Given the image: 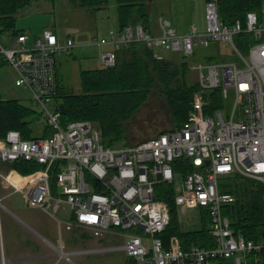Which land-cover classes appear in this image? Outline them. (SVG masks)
<instances>
[{"label":"built area","instance_id":"1","mask_svg":"<svg viewBox=\"0 0 264 264\" xmlns=\"http://www.w3.org/2000/svg\"><path fill=\"white\" fill-rule=\"evenodd\" d=\"M161 28L158 35L141 24L127 25L111 29L108 38L94 39L101 65H115L117 50L135 41L186 59L196 55V46L225 44L237 59L190 63L199 73L200 90L194 94L188 119L178 128L118 147L106 145L101 129L90 120L62 124L56 104V54L71 52L73 37L61 40L55 31L45 29L32 43L26 32L11 37L9 46L0 38V66L8 64L15 70L16 85L30 91L37 109L35 123L51 130L47 137L23 138L19 130L10 129L0 137V161L11 164L23 159L40 165L26 174L15 169L13 179L0 176L15 192L23 193L29 207L55 218L61 234L63 229H82L98 238L106 233L125 237L122 247L134 262L219 264L220 259H232L234 264H249L250 255L263 252L264 239L255 241L235 232L223 208L236 196L222 191L220 183L238 175L264 184V0L259 11L250 10L244 20L231 24L220 17L218 0H207L205 30L191 24L187 33L180 34L169 19L161 20ZM239 35L242 46L236 40ZM104 45L112 48L103 49ZM215 89L221 90L222 98L234 92L229 118L222 107L205 112L210 103L206 90ZM239 105L244 118L235 119ZM177 159H188L194 170L177 171ZM162 183L174 185L179 210L209 212L215 246L185 250L178 236L165 245L160 234L171 222V211L168 202L158 197L157 186ZM58 213L66 217L58 218ZM51 245L73 264H77L74 255L88 252Z\"/></svg>","mask_w":264,"mask_h":264},{"label":"rangeland","instance_id":"2","mask_svg":"<svg viewBox=\"0 0 264 264\" xmlns=\"http://www.w3.org/2000/svg\"><path fill=\"white\" fill-rule=\"evenodd\" d=\"M206 1L151 0L149 2L151 30L154 34H162V19H169L173 28L180 34L187 33L191 24L197 25L200 31L205 30ZM117 6V0H109L107 6L93 11L88 7L76 5L71 0H38L18 13L16 28L29 34V43H32L45 29L55 31L61 40L69 36L74 38L75 44L71 52L57 53L56 61L61 84L67 89L79 92L81 90V70L102 66L100 48L93 42L94 39L108 38L111 29L119 30ZM11 34L7 32L1 36L7 46L10 45ZM102 48L111 49L112 46L104 45ZM155 52L160 58L173 55L161 47H157ZM173 58L177 64L185 60L180 56L179 58L173 56ZM231 58L237 59L235 53L225 44L217 46L214 43L209 47L196 46V55L189 57V61L191 64L228 62ZM15 78L16 72L11 66L8 64L0 66L2 96L16 98L25 106L37 111L30 91L23 86L16 85ZM186 78L189 84H196L199 82V73L190 65ZM211 91L206 90L207 96ZM234 105L235 95L233 90H230L229 97L222 98V111L226 118L232 114ZM234 117L235 119L244 118L241 105L237 108ZM173 125V116L167 98L163 93V87L158 83L145 103L125 123L126 136L114 141L112 146L118 147L128 141L135 143L154 137L164 130L171 129ZM14 170L9 163L0 161V173L6 174L9 179L15 177ZM178 180L181 181V178L178 177ZM223 181L228 183L230 180H221ZM0 201L2 203L0 208V264L7 262L9 264H14V262L15 264L16 262L20 264H70L63 258L62 251L50 249L45 239L59 247L63 243L64 250L86 247L102 248L99 251L75 256L74 261L77 264H132L122 247L125 237L106 233L98 238L82 229L72 231L63 229L60 234L55 218L41 208L29 207L23 193L15 192L12 184L1 176ZM178 213L183 230H195L202 226L198 209H180ZM56 216L61 219L66 217L60 213ZM67 216H70V212ZM111 246H116V248L112 250ZM135 264L141 263L136 262Z\"/></svg>","mask_w":264,"mask_h":264},{"label":"trees","instance_id":"3","mask_svg":"<svg viewBox=\"0 0 264 264\" xmlns=\"http://www.w3.org/2000/svg\"><path fill=\"white\" fill-rule=\"evenodd\" d=\"M38 0H0V38L5 33L11 37L24 33L16 28L18 13ZM72 3L88 7L93 11L104 8L109 0H71ZM151 0H117V18L119 29L127 25H143L151 30L149 2ZM220 17L227 24L240 18L244 20L250 10H260L261 0H218ZM10 37V38H11ZM2 39V38H1ZM10 40V39H9ZM242 46V35L236 37ZM4 41V39H3ZM246 51L244 47H241ZM156 48H150L145 42L135 41L121 46L117 50V61L113 66H101L82 69L80 72L81 90L75 92L61 84L58 69L57 108L61 111L63 125L87 119L95 123L103 133V141L112 146L113 142L126 136L125 123L145 103L153 89L159 83L167 98L172 116L173 127H180L189 116L194 94L200 90L199 82L189 84L186 73L190 61L178 53L172 57H159ZM179 56L180 64L174 60ZM206 113L222 107L221 90H212ZM37 111L25 106L16 98H4L0 91V137L10 129H17L23 138L47 137L49 127L41 128L36 123ZM37 126V127H36ZM168 130V129H167ZM166 131V130H164ZM134 143V142H127ZM22 174L30 173L40 167L35 161L16 160L10 164ZM177 171L186 174L194 170L188 159H177L174 163ZM230 180L220 183L222 191L235 194L236 201L224 206V213L232 220L236 233L248 239H264V184L260 181L232 175ZM158 197L168 202L171 222L160 234L165 245H169L172 236H178L183 249L192 246L212 247L216 242L210 234L211 217L206 209L200 210L202 226L195 230H183L179 220V209L175 201V188L172 184L162 183L157 186ZM132 264H135L133 260ZM221 264H234L232 259H220ZM249 264H264V250L260 254L249 256Z\"/></svg>","mask_w":264,"mask_h":264},{"label":"crops","instance_id":"4","mask_svg":"<svg viewBox=\"0 0 264 264\" xmlns=\"http://www.w3.org/2000/svg\"><path fill=\"white\" fill-rule=\"evenodd\" d=\"M152 31V30H151ZM153 32V31H152ZM157 34V33H156ZM69 37H72V36H69ZM1 208V207H0ZM14 214V213H13ZM28 228H30V226L28 225V224H26L24 221H22ZM0 225H1V222H0ZM1 227V226H0ZM59 227V226H58ZM60 231V230H59ZM86 232H88V231H86ZM89 233V232H88ZM61 234V233H60ZM90 234V233H89ZM91 236V235H90ZM93 236V235H92ZM1 237H2V230H1ZM101 238V237H100ZM2 241H3V239H1ZM45 241H46V244L48 245V247L50 248V249H52V250H57L55 247H53L52 245H51V241H49L48 239H45ZM61 241H62V239H61ZM51 242V243H50ZM54 244V243H53ZM56 245V244H55ZM57 246V245H56ZM61 246H63V243H61ZM2 247H3V242H2ZM57 247H59V246H57ZM112 247V246H111ZM110 247V248H111ZM102 248H95V247H86V248H82V249H68V251H79V250H88V252L87 253H82V254H76V255H74V257L75 256H80V255H85V254H88V253H92V252H95V251H99V250H101ZM65 259V258H64ZM129 260H130V258H129ZM67 261V260H66ZM14 262V261H13ZM68 262V261H67ZM17 264H20V262H16ZM68 263H70V262H68ZM6 264H9V262H7ZM14 264H15V262H14ZM70 264H73V263H70Z\"/></svg>","mask_w":264,"mask_h":264}]
</instances>
